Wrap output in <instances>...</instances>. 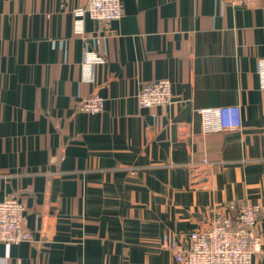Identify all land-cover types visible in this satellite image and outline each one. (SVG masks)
Listing matches in <instances>:
<instances>
[{
    "label": "crops",
    "instance_id": "0c3cea01",
    "mask_svg": "<svg viewBox=\"0 0 264 264\" xmlns=\"http://www.w3.org/2000/svg\"><path fill=\"white\" fill-rule=\"evenodd\" d=\"M121 1L97 22L74 14L86 0H0V201L32 234L0 264H178L164 242L246 203L264 264V0ZM165 79L173 103L140 108ZM233 105L238 130L198 113Z\"/></svg>",
    "mask_w": 264,
    "mask_h": 264
},
{
    "label": "built area",
    "instance_id": "2783aa9c",
    "mask_svg": "<svg viewBox=\"0 0 264 264\" xmlns=\"http://www.w3.org/2000/svg\"><path fill=\"white\" fill-rule=\"evenodd\" d=\"M238 4L240 0H225ZM78 17L89 16L97 22L120 20L123 16L121 0H86L74 10ZM87 63V60H84ZM264 77V61L259 66ZM140 108L168 106L173 103L172 84L169 80L145 82L135 95ZM104 99L98 94L80 101L78 109L87 114H98L104 108ZM209 117L212 131H233L242 126L241 108L238 105L217 109L198 110ZM202 188H206L203 186ZM24 204L9 198L0 201V243L19 244L30 241L32 234L24 227ZM263 208L259 204L246 203L237 209L234 217L216 214L208 229L190 234L189 246L176 242H164L178 264H252L253 256L260 251L258 233Z\"/></svg>",
    "mask_w": 264,
    "mask_h": 264
}]
</instances>
